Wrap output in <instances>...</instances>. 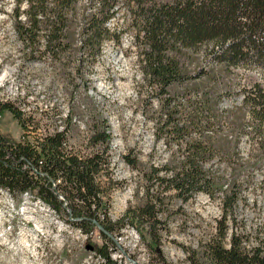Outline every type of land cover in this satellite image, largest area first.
Segmentation results:
<instances>
[{
    "label": "rangeland",
    "instance_id": "374dc122",
    "mask_svg": "<svg viewBox=\"0 0 264 264\" xmlns=\"http://www.w3.org/2000/svg\"><path fill=\"white\" fill-rule=\"evenodd\" d=\"M13 2L0 0V106H10L0 110V136L11 144L23 136L35 141L63 127L68 139L66 150L85 158L91 153L86 142L90 128L105 122L110 136L108 178L114 189L102 195L107 206L98 217L102 220L105 213L115 223L144 200L151 167L167 168L159 176H169L177 168L176 162L185 157L183 143L156 137L157 95L142 80L135 40L138 28L132 11L121 0L115 16L106 24L111 36L104 40L95 60L88 59V51L78 49L81 38L76 36L61 60L66 66L62 70L49 58L29 62L22 57V44L10 17ZM88 2L80 0L78 15L93 11ZM80 28L77 23L75 32ZM196 59V65L204 70L213 69L201 54ZM253 81L264 85V73L259 68H238L216 75L215 83L204 81V91L211 93L212 112L221 115L220 124L211 121L213 125L202 134L192 133L186 140L215 146L204 168L221 176L222 184L235 180L242 199L251 202L256 197L263 206L264 127L262 133H255L256 123L242 106V90ZM194 85L172 89L175 102L195 100L200 82ZM125 157L134 159L136 167L131 168ZM258 159L259 165H253ZM97 181L106 186L104 178ZM156 191L153 187L150 194ZM159 192L163 207L156 249L163 261L128 224L115 227L108 236L110 243L104 242L98 228L90 234L81 232L68 223L74 219L54 211L35 192L19 196L0 188V264H103L97 250L104 244L116 264H189L191 250L200 251L218 236L217 223L222 215L218 197L210 199L199 193L183 203L164 186ZM237 214L248 232L258 225L264 227V209L249 207Z\"/></svg>",
    "mask_w": 264,
    "mask_h": 264
},
{
    "label": "trees",
    "instance_id": "16d2710c",
    "mask_svg": "<svg viewBox=\"0 0 264 264\" xmlns=\"http://www.w3.org/2000/svg\"><path fill=\"white\" fill-rule=\"evenodd\" d=\"M79 2L14 0L10 17L26 61L49 58L65 70L61 60L71 49L76 36L81 38L78 49L88 51V59L95 60L104 40L111 36L106 24L115 16L121 0H89L88 7L93 11L87 13L85 10L78 15ZM123 3L132 11L138 28L135 40L140 51L142 80L150 92L157 95L156 137L183 143L185 157L176 162L177 168L169 170L172 171L169 176H159L160 172L168 171L167 168L151 167L144 200L115 223L110 222L105 213L102 220L98 217L99 211H105L107 206L102 195L114 189L108 178L110 136L105 122L101 127L94 124L90 128L88 146L91 153L85 158L66 150V131L46 136L34 145L6 143L0 136V188L19 196L35 192L37 198L54 211L74 219L75 222L68 223L85 234L93 232L98 224L104 231L99 230L104 242L110 243L108 235L114 233L115 227L128 224L163 261L156 249L158 230L162 225L159 213L163 207L159 189L164 186L183 203L198 193L214 199L222 191V177L212 175L204 168L215 146L186 139L192 133L202 134L213 125L211 121L217 126L220 124L221 115L212 112L211 93L204 91V81L215 83L216 75L238 68H259L264 73V0H123ZM77 23L81 28L76 33L74 26ZM198 54L202 55V60L211 62L212 70L196 65ZM81 64L79 62L78 77ZM192 66L195 69L192 70ZM195 82H200L196 99L186 100V104L175 102L171 90L195 86ZM242 93V106L256 123L254 132L260 134L264 127V85L250 82ZM8 108L9 104L0 106L2 111ZM14 117L19 121V117ZM21 158L23 164L19 163ZM124 159L131 168L136 167L131 157ZM260 162L258 159L253 165ZM99 177L106 180V186L100 185ZM52 184L64 201L53 195ZM153 187L157 191L150 194ZM238 192L239 186L233 180L221 203L218 236L201 246L200 251L191 250L189 264H264V254L261 255L264 235L259 240V247L251 250L255 251L252 254L242 250L239 237L232 238L229 249L224 248L225 220L232 212L234 218L236 202L241 198ZM64 202L66 206H63ZM106 246L97 250V257L103 264H116Z\"/></svg>",
    "mask_w": 264,
    "mask_h": 264
},
{
    "label": "built area",
    "instance_id": "2783aa9c",
    "mask_svg": "<svg viewBox=\"0 0 264 264\" xmlns=\"http://www.w3.org/2000/svg\"><path fill=\"white\" fill-rule=\"evenodd\" d=\"M63 131H66V130H64L63 127H60L58 130L53 131L51 134H47V135H45V136H43V137H41V138H39L38 140H35V141L25 140V137L23 136L22 139L20 140V142H23V143H26V144H29V145H34V144H37L38 142H41L42 139L45 138L46 136H51V135H53L55 133H60V132H63ZM66 134H67V132H66ZM88 137L86 139L87 145H88ZM67 144H68V139L66 140V142H64L65 148H66ZM12 160L15 163H17L13 158H12ZM19 163L20 164H23L24 163V160L21 158L19 160ZM230 184H231V182H230V179H229L227 183L223 184L222 191H220L219 193L216 194V197H218V200H219L220 208H221L222 200L224 198V194L225 193H228L230 191ZM52 185H53L52 186L53 187L52 188L53 195L56 196L57 199L64 201V198H63L62 195L54 192L55 191V184H52ZM24 194L25 195H29L28 193H24ZM205 196L208 197L207 195H205ZM38 201H40V200H38ZM251 205H252V208L253 209H256V210L260 209L259 208V200H256V197L251 198ZM235 224H236V222L234 221L233 212H232V215H228L226 217V220H225V226H226V229H227V236L224 237V239H223V243H224V248L225 249H229L230 248L231 240H232L233 237L234 238H238L237 237V232L235 231ZM251 240H254V239H252V238L239 239L242 250H244L245 252L250 253V254H252L253 252H255V251H247V243L249 241H251ZM263 254H264V252H261V255H263Z\"/></svg>",
    "mask_w": 264,
    "mask_h": 264
},
{
    "label": "bare ground",
    "instance_id": "6f19581e",
    "mask_svg": "<svg viewBox=\"0 0 264 264\" xmlns=\"http://www.w3.org/2000/svg\"><path fill=\"white\" fill-rule=\"evenodd\" d=\"M244 200V202H243ZM252 210H255L252 208L251 202H249L248 200L242 199L240 198L237 202H236V207H235V213H234V220L236 222L235 224V231L237 232V237H239L240 239H247V238H252L254 240H251L247 243V251H251L253 249H256L259 247V240L260 238H262V236L264 235V227L261 225H258L257 227H253L254 229L252 230V232H248L245 229V222H242L241 219L239 220L236 216L238 215V211H241L244 208H249ZM259 208L258 210L264 209V205L262 206V204H259ZM246 210V209H245ZM257 212V211H256ZM251 213V211H250ZM253 213V212H252ZM255 214V213H254ZM258 214V213H257ZM261 214V213H260ZM241 217V216H240ZM245 220V219H244ZM261 222V221H260ZM240 226V227H238ZM263 240V239H262ZM261 241V240H260Z\"/></svg>",
    "mask_w": 264,
    "mask_h": 264
},
{
    "label": "water",
    "instance_id": "95a60500",
    "mask_svg": "<svg viewBox=\"0 0 264 264\" xmlns=\"http://www.w3.org/2000/svg\"><path fill=\"white\" fill-rule=\"evenodd\" d=\"M61 201H62V200H61ZM96 226H97V228H98L101 232H104L98 224H96ZM108 236H109V235H108Z\"/></svg>",
    "mask_w": 264,
    "mask_h": 264
}]
</instances>
